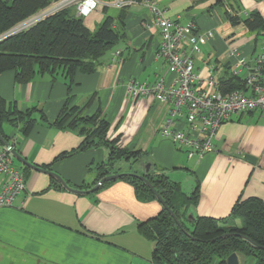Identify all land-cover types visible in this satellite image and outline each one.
Returning <instances> with one entry per match:
<instances>
[{
	"label": "crops",
	"instance_id": "0c3cea01",
	"mask_svg": "<svg viewBox=\"0 0 264 264\" xmlns=\"http://www.w3.org/2000/svg\"><path fill=\"white\" fill-rule=\"evenodd\" d=\"M99 1L101 8L87 18L89 28L94 30L110 16L109 9L115 10L116 17L111 16L115 20L123 14V41L99 63L95 73L77 72L70 84L61 74L56 78L37 76L25 84L15 81L14 72L1 74L0 97L19 111L36 109L38 121L28 135L22 132L23 123L3 125L2 133L9 140L4 139L29 163L50 166L46 171L79 190L95 182L97 172L93 180L89 172L108 160L109 150L94 148L59 158L77 149L82 138L71 130L59 131L53 124L67 102L69 108L79 107L87 116L100 109L111 125L108 139L118 138L120 148L148 154L151 164L179 184L186 195L198 188V204L190 208V218L222 220L238 202L255 198L264 204L261 113L233 116L220 126L213 152L203 159H189L172 140L159 134L167 123L166 106L153 95L132 99L128 92L133 80L152 84L170 76L165 60L158 55L160 35L151 13L142 5L123 10L115 5L117 0ZM155 2L176 22L214 31L215 39L203 45L195 64L202 76L204 66L213 64L221 90L222 80L233 79L228 53L240 50L250 60L261 50L264 32H250L242 22L233 24L228 15L242 20L259 13L264 18V0ZM32 20L16 28L23 30ZM246 155L255 162L245 159ZM11 158L13 166L27 176L26 190L12 207L0 210V264H154V244L140 232L139 225L160 214V202H140L133 186L125 182H115L98 193L76 194L51 175L30 168L25 172L26 166L13 155ZM137 166L145 172L146 163ZM2 182L0 178V187ZM238 257L241 264L253 263ZM211 264H220V260Z\"/></svg>",
	"mask_w": 264,
	"mask_h": 264
},
{
	"label": "trees",
	"instance_id": "16d2710c",
	"mask_svg": "<svg viewBox=\"0 0 264 264\" xmlns=\"http://www.w3.org/2000/svg\"><path fill=\"white\" fill-rule=\"evenodd\" d=\"M61 1L64 0H0V37L29 20L45 15L37 22L27 24L17 34L0 40V75L14 72L15 81L25 84L37 76L56 78L61 74L70 84L77 72L95 73L99 63L123 41V14L116 20L105 16L92 30L87 24V18L92 13L84 18L79 17L75 4L59 7L54 11L50 9ZM228 17L233 24L242 22L250 32H264V18L259 13H252L242 20L237 16ZM221 84L224 93L244 88L241 79L236 77L222 80ZM35 110L19 111L0 97V134L8 141L9 138L2 133L3 125L23 123L22 132L28 135L38 122ZM41 120L46 122L43 115ZM53 127L59 131L71 130L82 138L77 149L65 152L59 158H67L94 148L104 147L109 150L108 160L96 165L95 182L79 190L89 191L110 175L133 173L144 176L163 199L169 211L162 207L158 216L139 225L140 232L154 244V264H211L214 259H219L220 264H227V258L233 253L252 260V264H264V204L259 199L238 202L229 217L222 220L190 218V208L198 204V188L190 196L186 195L179 184L164 172H159L152 164L148 173L140 172L134 167L129 172L115 168L119 162L139 165L148 154L120 148L118 138L108 139L111 125L100 109L87 116L79 107L69 108L67 102ZM50 168L41 167L43 170ZM23 169L25 172L31 171L27 167ZM24 177L26 182V174ZM115 182L133 186L137 199L142 203L159 202L144 182L131 176L107 182L96 193ZM55 184L59 185L58 181H53V185ZM238 220L243 223L241 228L236 224ZM177 221L182 227H179ZM225 234L231 235L223 237Z\"/></svg>",
	"mask_w": 264,
	"mask_h": 264
},
{
	"label": "built area",
	"instance_id": "2783aa9c",
	"mask_svg": "<svg viewBox=\"0 0 264 264\" xmlns=\"http://www.w3.org/2000/svg\"><path fill=\"white\" fill-rule=\"evenodd\" d=\"M73 4L77 6V15L83 18L101 8L99 0H64L55 9ZM115 5L122 9L142 5L153 17L160 35L158 55L165 60L170 76L152 84L133 80L129 82L128 92L132 99L153 95L166 106L167 123L159 134L172 140L189 159H203L213 152L220 126L233 116L258 111L264 118V41L261 50L250 60L240 50L228 53L231 75L240 78L244 88L224 93L215 77V66L205 65L202 76L197 73L195 64L203 45L215 39L214 31H199L191 24L183 25L170 19L155 0H117ZM11 151L12 148L0 141V178H3L0 210L12 207L26 190L25 177L13 166Z\"/></svg>",
	"mask_w": 264,
	"mask_h": 264
},
{
	"label": "water",
	"instance_id": "95a60500",
	"mask_svg": "<svg viewBox=\"0 0 264 264\" xmlns=\"http://www.w3.org/2000/svg\"><path fill=\"white\" fill-rule=\"evenodd\" d=\"M24 24H26V23H24ZM24 24L19 25V27L21 26L23 28ZM18 28H14L11 31H9L7 33V35H5L4 37H2V39L11 37V36L17 34L18 32H20L22 30V29H18ZM0 141L3 143L4 146L12 148L11 154L18 161H20L24 166H26V167H28V168L36 171V172L45 173V174H48V175H51V176L55 177L66 189H68L69 191H71L73 193H76V194H89V193H94L101 186H103L107 182L116 181V180L122 178L123 176H131V177H136V178L140 179L142 182H144L148 186V188L157 196L158 201L160 202V204L169 211V208L165 206V203H164L163 199L156 193V191L153 189V187L151 186V184L148 182V180L144 176H140V175L133 174V173L114 174V175H110V176H107V177L103 178L91 190H89V191H80V190L73 189V188L69 187V185L64 181V179H62L59 175H57V174H55L53 172H50V171L43 170L40 167H37V166L29 163L20 153H18L15 149H13V147L4 139V137L1 134H0ZM245 159H248L252 163L255 162V159L252 158V157H250V156H248V155L245 156ZM144 168H145V173H148L150 171V169H151V164H146V166ZM170 213L173 215V213L171 211H170ZM177 224L179 225V227H182V225H181V223L179 221H177ZM229 235H231V234H225V235H223V237H226V236H229ZM227 264H241L240 261H239L238 254L237 253L231 254L227 258Z\"/></svg>",
	"mask_w": 264,
	"mask_h": 264
},
{
	"label": "rangeland",
	"instance_id": "374dc122",
	"mask_svg": "<svg viewBox=\"0 0 264 264\" xmlns=\"http://www.w3.org/2000/svg\"><path fill=\"white\" fill-rule=\"evenodd\" d=\"M117 13H118L117 11H115V10H111V9H109V12H108V14H109L110 16H114V17H116V14H117ZM7 33H8V32H7ZM7 33L4 34L3 36L7 35ZM3 36H1V37H3ZM1 37H0V40H1ZM143 161H144V162H142V163L151 164V161H150V159H149V156L146 157ZM93 167H94L93 171L89 172V174H90V180H93V179L96 177V171H95V169H96V165H94ZM133 167L136 168V169L139 168V166H137L136 163H132V162H130V163L119 162V163H117L116 166H115L116 169H118V168H122V171H127L129 168H130V170H133ZM121 174H123V173H121ZM124 174H127V173H124ZM238 224H239V225H237L238 228H241V227L243 226V223L240 222V221H239Z\"/></svg>",
	"mask_w": 264,
	"mask_h": 264
}]
</instances>
